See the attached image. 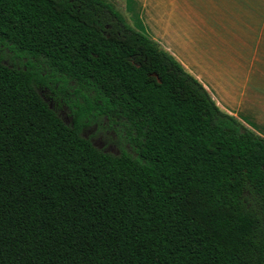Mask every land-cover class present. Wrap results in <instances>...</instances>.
Listing matches in <instances>:
<instances>
[{"label":"trees","instance_id":"trees-1","mask_svg":"<svg viewBox=\"0 0 264 264\" xmlns=\"http://www.w3.org/2000/svg\"><path fill=\"white\" fill-rule=\"evenodd\" d=\"M1 47L22 61L0 57V264H264V138L111 2L0 0ZM88 115L137 156L96 148Z\"/></svg>","mask_w":264,"mask_h":264},{"label":"crops","instance_id":"crops-1","mask_svg":"<svg viewBox=\"0 0 264 264\" xmlns=\"http://www.w3.org/2000/svg\"><path fill=\"white\" fill-rule=\"evenodd\" d=\"M264 138V0H108Z\"/></svg>","mask_w":264,"mask_h":264},{"label":"flooded vegetation","instance_id":"flooded-vegetation-1","mask_svg":"<svg viewBox=\"0 0 264 264\" xmlns=\"http://www.w3.org/2000/svg\"><path fill=\"white\" fill-rule=\"evenodd\" d=\"M0 57H7V59H3V61L7 64H10V66H14L19 64L17 59V55L11 51L9 48H0ZM46 75V73L44 74ZM40 89L42 91V94L45 98V100L48 102V104L58 111L59 115L63 119V121L68 124L74 126V113L71 108V99L77 96L75 93V90H72V92L66 93L60 89L59 81H57L56 77H53L52 74L49 76H46L45 83L40 85ZM97 117L95 115H88L82 122L81 125V135L83 134L88 137L90 142L95 146L96 144L100 145L101 148H103L106 152L108 150L114 149L118 147L119 145V139L125 140L126 137L121 133V130H117L115 125H111V123H108V119L104 118L106 123H100L97 122L94 124ZM113 130V135L109 140L111 143H109V140H104V138L109 133L108 130ZM87 139V138H86ZM97 140V142H96ZM118 151H120L119 148Z\"/></svg>","mask_w":264,"mask_h":264},{"label":"rangeland","instance_id":"rangeland-1","mask_svg":"<svg viewBox=\"0 0 264 264\" xmlns=\"http://www.w3.org/2000/svg\"><path fill=\"white\" fill-rule=\"evenodd\" d=\"M114 6H115V9L118 11V12H120V8L117 6L118 5V3L116 2V4L114 3V2H111ZM120 14H122L121 12H120ZM16 58V57H15ZM4 59H7V57H4ZM17 59V58H16ZM17 61L20 63L22 60L20 59H17ZM71 85H73V84H71ZM72 88H73V86H72ZM71 87L67 90V92L68 93H70V92H72L73 93V89H72ZM74 98H76V97H74ZM73 98V99H74ZM97 122H100L101 124L102 123H106V121H105V119L103 118V117H97V119L95 120V122L93 123V126H94V124L95 123H97ZM108 123H111L110 121H108ZM111 125H114V124H112L111 123ZM116 126V125H115ZM116 128H117V130H121V133L126 137V139L124 140H120L119 139V146L118 147H116V148H119L120 149V151H118V149H116V148H114V149H111V150H108V151H106L107 153H109V154H112V155H116V156H119V155H121V154H123L124 152H128V153H130L131 155H133V156H137V154H136V149H135V147L131 144L132 142H130V139H129V137L127 136V133L125 134L124 132H122V128L120 127V126H116ZM109 131V133L107 134V136L104 138V140H109V138H111L112 137V135H113V130L112 129H110V130H108ZM83 136L85 137V138H87V139H89L88 137H86L84 134H83ZM96 142H97V140H96ZM109 143H111V141L109 140ZM95 147L96 148H98L99 150H102V151H105L103 148H101L100 147V145H98V144H96L95 145Z\"/></svg>","mask_w":264,"mask_h":264}]
</instances>
